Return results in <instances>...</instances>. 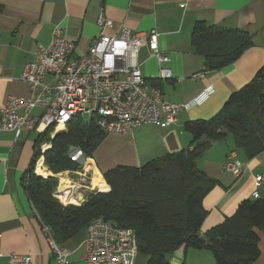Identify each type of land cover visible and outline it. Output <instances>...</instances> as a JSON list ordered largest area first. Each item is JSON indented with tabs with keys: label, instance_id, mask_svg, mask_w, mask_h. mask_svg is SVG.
<instances>
[{
	"label": "crops",
	"instance_id": "0c3cea01",
	"mask_svg": "<svg viewBox=\"0 0 264 264\" xmlns=\"http://www.w3.org/2000/svg\"><path fill=\"white\" fill-rule=\"evenodd\" d=\"M101 13L113 21L108 33L120 35L125 30L141 33L151 29L159 33V50L168 57L162 65L169 67L173 76L149 83L161 89L164 100L185 103L207 88L212 92L201 103L179 112L172 125L144 124L125 134H108L93 157L82 159L80 172L87 177L85 181L82 174L77 176L75 172L73 178L60 179L61 192L66 191L69 180L80 185L72 196L68 194L70 197L59 192L62 203H83L89 192L99 191V184L105 180L103 173L116 166L141 167L155 158L191 149L192 135L185 123L212 117L233 92L264 66V0H0V106L11 95L30 96L28 84L21 79L23 66L34 59L38 44L49 45L56 25L64 29L67 40L75 43V53L85 54L100 32ZM197 21L245 31L252 45L230 65L210 70L192 46L191 35ZM139 60L145 76L159 75L160 64L146 46L140 49ZM50 79L46 77V81ZM40 112L39 107L33 109L34 114ZM37 139L33 130H23L18 136L13 131L0 132V264H7L12 252L32 254L33 264H53L42 223L25 191V175L35 160ZM230 153L244 163L239 177L224 169ZM205 154L198 168L218 182L203 200L207 213L201 236L234 215L243 200L254 198L255 176L264 174V150L247 158L235 147L230 134L215 140ZM48 175L52 173L49 171ZM258 192V197L264 199V186ZM256 232L260 254L253 264H264V233L259 229ZM86 237L84 227L62 243L71 250L70 264H84ZM169 258L171 264H217L214 254L206 249L181 248ZM147 260V254L137 252L135 264H147Z\"/></svg>",
	"mask_w": 264,
	"mask_h": 264
},
{
	"label": "trees",
	"instance_id": "16d2710c",
	"mask_svg": "<svg viewBox=\"0 0 264 264\" xmlns=\"http://www.w3.org/2000/svg\"><path fill=\"white\" fill-rule=\"evenodd\" d=\"M192 46L203 56L206 68L220 69L236 61L252 45L241 30L223 29L197 21ZM73 117L66 129L49 128L36 141V155L28 169L25 191L41 223L49 226L57 243H64L89 222L102 217L110 223L134 230L138 252L148 255L147 264H171L170 256L183 248L211 251L217 264H253L259 257V235L264 233V199L243 200L234 215L203 236L206 216L203 200L217 180L198 168V161L213 140L230 134L236 148L247 158L264 150V66L243 87L233 92L220 110L209 119L190 120L185 129L192 135V148L155 158L141 167L116 166L103 173L100 191L89 192L81 204H63L53 196L56 174L76 170L81 162L74 157H93L108 133L95 121ZM207 138L197 142L203 135ZM50 142L44 164L52 175L35 172L42 154L39 146ZM75 151V152H74Z\"/></svg>",
	"mask_w": 264,
	"mask_h": 264
},
{
	"label": "built area",
	"instance_id": "2783aa9c",
	"mask_svg": "<svg viewBox=\"0 0 264 264\" xmlns=\"http://www.w3.org/2000/svg\"><path fill=\"white\" fill-rule=\"evenodd\" d=\"M98 25L100 32L85 54L75 53V43L64 37V29L59 25L54 27L49 45H37L34 59L23 66L21 73L30 96L11 95L0 106V132L13 131L18 136L23 130H33L41 137L51 127L55 133L66 129L77 115L88 116L108 134H125L144 124L163 122L169 126L176 123L179 112L201 103L212 92L207 88L185 103L164 100L161 89L149 83L156 78L173 76L172 70L162 65L168 57L159 50V33L155 29L141 33L125 30L120 35L108 33L113 21L103 13L98 17ZM143 46L157 58L158 76L144 75L139 60ZM47 76L51 77L50 81H46ZM37 107L41 112L34 114L33 109ZM50 147L47 141L40 144L42 154L36 161L35 171L39 161L44 162L43 153ZM74 157L77 156L74 154ZM243 168L244 163L235 153L226 156L224 169L233 177H239ZM82 178L85 181L86 176ZM69 181L67 193L72 196L80 185ZM255 186L252 196L258 197V189L264 186V174L255 176ZM56 191L61 192L59 185ZM56 191L53 196L59 200ZM86 229L84 264H135L138 250L132 228L97 217ZM42 231L48 240L53 264H70L71 250L57 243L49 226L43 223ZM7 264H33V255L12 252Z\"/></svg>",
	"mask_w": 264,
	"mask_h": 264
},
{
	"label": "rangeland",
	"instance_id": "374dc122",
	"mask_svg": "<svg viewBox=\"0 0 264 264\" xmlns=\"http://www.w3.org/2000/svg\"><path fill=\"white\" fill-rule=\"evenodd\" d=\"M84 118H85V122H89L90 121V118L88 117V116H84ZM59 131H62V130H59ZM59 131H57V132H59ZM55 133V132H54ZM215 140H213L212 142H211V145L213 144V142H214ZM75 152V151H74ZM80 153V154H79ZM207 154V153H206ZM205 154V155H206ZM81 152L80 151H77L76 153H75V156H77L76 157V159H81V160H78L79 162H81V165L79 166V168H77L76 170H74V171H71V170H66V171H64V172H60V173H58V174H56V177L58 178V184H57V187H56V189H55V191L57 190V188H58V185H59V182H60V179L61 178H66V179H69V178H73L74 176H75V174L78 176V174L79 175H84V173H82V172H80L81 171V169H82V162H83V160H82V158H81ZM200 161V160H199ZM198 161V162H199ZM48 168V167H47ZM37 173H38V175H42V174H40L39 172H38V167H37ZM35 171V172H36ZM72 172L74 173L75 172V174L74 175H72ZM76 172H78V173H76ZM52 173V172H51ZM86 174V173H85ZM82 175H81V177H82ZM43 176V175H42ZM88 176V175H87ZM46 177V176H45ZM87 178V177H86ZM106 181V180H105ZM87 183V182H86ZM107 183V182H106ZM110 189V188H109ZM99 190V189H98ZM54 191V192H55ZM100 191V190H99ZM109 190H107V191H100V192H108ZM53 192V193H54ZM57 192V191H56ZM66 192H68V191H66ZM59 201H61L60 200V198H59ZM75 204V203H72V202H67V203H65V204ZM81 257H82V254H81Z\"/></svg>",
	"mask_w": 264,
	"mask_h": 264
},
{
	"label": "bare ground",
	"instance_id": "6f19581e",
	"mask_svg": "<svg viewBox=\"0 0 264 264\" xmlns=\"http://www.w3.org/2000/svg\"><path fill=\"white\" fill-rule=\"evenodd\" d=\"M38 172L44 176H47L49 174V171L47 170L46 168V165L44 164L43 160H40V162L38 163ZM95 180V179H94ZM97 180V179H96ZM96 180L94 181V183L96 182ZM64 182V181H63ZM70 182V181H69ZM69 182L67 181L66 182V185H65V189L66 191H68V188H69ZM61 187H64L63 184H61ZM65 190L60 192V194H63L64 195V192H66ZM58 195H59V198H60V194L59 192H57ZM67 193V192H66ZM68 194V193H67ZM61 200V199H60ZM71 200V198H70ZM63 202V201H62ZM69 202H72V201H69ZM67 203V202H66Z\"/></svg>",
	"mask_w": 264,
	"mask_h": 264
},
{
	"label": "water",
	"instance_id": "95a60500",
	"mask_svg": "<svg viewBox=\"0 0 264 264\" xmlns=\"http://www.w3.org/2000/svg\"><path fill=\"white\" fill-rule=\"evenodd\" d=\"M207 138V135H203L199 140H197V142L199 143V142H202V141H204L205 139ZM47 167V166H46Z\"/></svg>",
	"mask_w": 264,
	"mask_h": 264
}]
</instances>
